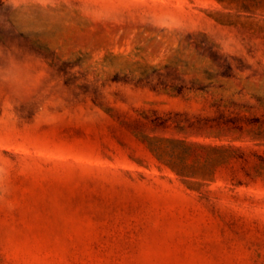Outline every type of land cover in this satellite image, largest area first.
I'll list each match as a JSON object with an SVG mask.
<instances>
[{
	"label": "rangeland",
	"instance_id": "374dc122",
	"mask_svg": "<svg viewBox=\"0 0 264 264\" xmlns=\"http://www.w3.org/2000/svg\"><path fill=\"white\" fill-rule=\"evenodd\" d=\"M258 1L244 2L251 12L235 2L199 4L239 15L231 37L218 42V57L241 60L230 59L219 88L150 91L137 84L141 104L184 128L173 138L152 133L132 141L105 132L64 134L70 123L94 129V119L18 122L10 96L28 97L64 78L74 86H114L113 78L120 85L149 67L203 80V71L222 70V61L188 43L177 26L109 17L113 0H0V264H264V0ZM120 140L143 155H77L83 145ZM103 166L132 172L114 178L96 168Z\"/></svg>",
	"mask_w": 264,
	"mask_h": 264
},
{
	"label": "trees",
	"instance_id": "16d2710c",
	"mask_svg": "<svg viewBox=\"0 0 264 264\" xmlns=\"http://www.w3.org/2000/svg\"><path fill=\"white\" fill-rule=\"evenodd\" d=\"M246 1L248 0H113V3L109 5L114 12L109 17L132 21L146 27L163 24L177 26L185 32L188 43L194 42L202 47V51L207 49L211 57L219 58L220 44L218 42L231 37L230 28L235 24L232 17L239 15L199 4L230 6L235 2L240 3V9L251 12V6L244 4ZM160 30L163 31L164 28ZM235 40L238 39L235 37ZM236 44L235 42V46ZM206 59V56L202 57V60ZM219 59L222 61L220 63L222 70L213 72L205 69L203 80L185 78L179 74L152 67L143 69L140 72L143 77L135 81L124 78L119 85L117 84L119 79L113 78L114 86L108 85L106 81L94 85L84 82L74 86L70 83L71 79L64 78L61 84L42 86L28 97L10 96L13 106L12 114L18 122L30 124L46 119L51 124H55L59 121L66 122L68 119L74 120L75 117L82 123H88L93 119L97 123V127L90 130L81 126L76 127L71 123L67 124L64 134L68 138H93L98 132H105L110 136L128 135L133 138L132 141L137 140L142 134L146 136L152 133L173 138L176 136L175 131L184 128L181 121L164 117L166 113L157 107L141 104L140 99L136 98V85L144 83L150 91L171 89L177 92L219 88L222 86L219 78L230 76V59L241 60L236 57L229 58L224 54ZM44 125L47 127L49 124L44 123ZM124 146L126 144L122 140L116 144L98 142L95 145H83L77 155L89 159L113 161H133L143 155L138 154L137 148L130 146H126V149L122 148ZM258 159L264 164V155H258ZM96 168L109 171L114 178H117L119 174L132 172L104 166ZM237 183L244 184L240 180Z\"/></svg>",
	"mask_w": 264,
	"mask_h": 264
}]
</instances>
